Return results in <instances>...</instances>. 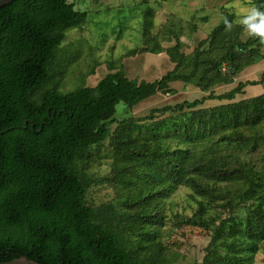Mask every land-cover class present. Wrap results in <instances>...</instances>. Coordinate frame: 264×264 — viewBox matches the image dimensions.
Segmentation results:
<instances>
[{
	"label": "trees",
	"instance_id": "1",
	"mask_svg": "<svg viewBox=\"0 0 264 264\" xmlns=\"http://www.w3.org/2000/svg\"><path fill=\"white\" fill-rule=\"evenodd\" d=\"M254 6L263 11L264 0ZM141 16L137 52H165L170 71L137 82L113 64L94 87L62 93L60 46L87 13L68 0H14L0 8V263L169 264L162 211L185 188L199 200L181 224L212 232L201 264H253L264 242V154L258 163L248 154L264 148V94L233 101L259 81L220 95L211 90L264 59V43L237 38L225 21L189 55L178 39L164 50L152 34L153 9L144 7ZM175 82L208 95L117 119V106L172 93ZM206 100L223 103L203 107ZM106 140L119 208L86 201L96 182L90 159ZM217 145L233 150H208ZM214 203L229 210L217 226L206 217ZM239 208L242 218L234 215Z\"/></svg>",
	"mask_w": 264,
	"mask_h": 264
},
{
	"label": "rangeland",
	"instance_id": "2",
	"mask_svg": "<svg viewBox=\"0 0 264 264\" xmlns=\"http://www.w3.org/2000/svg\"><path fill=\"white\" fill-rule=\"evenodd\" d=\"M255 0H68L74 9L86 12L87 18L81 28L70 29L61 43L58 57L61 92L65 93L79 86L94 87L108 73L113 64L122 66L126 76L137 82H151L160 78L173 68L165 52L152 54L137 52L141 44V11L148 6L153 9L152 34L157 36L163 49L180 42V50L185 54L193 52L200 41L208 42L210 34L223 22L234 25L237 38L245 41L254 39L246 26L240 23L243 15L254 6ZM264 11V10H263ZM264 43V41H263ZM135 50L134 54H130ZM264 56V44L261 47ZM264 59L246 67L236 75L229 85H217L212 88L214 95H220L235 88L238 83L259 81L258 85L246 86L242 93L236 94L233 101L256 97L264 94ZM78 87V88H77ZM172 93L156 95L140 102L131 109L123 105L117 106L116 117H146L151 109L174 106L184 101L199 100L208 95L193 85L175 82L170 85ZM223 102L206 100L203 107L219 105ZM166 115H169L166 114ZM161 117L157 115L156 117ZM217 149L231 151L233 148L214 146ZM209 152V151H208ZM244 153L241 154V156ZM264 154V148L257 153L248 154L249 160L258 163ZM247 159V158H246ZM113 157L110 153L109 141H104L98 151L90 159L89 176L95 182L87 194L86 201L98 207L112 203L119 208L121 192L116 185L110 183ZM108 179H110L108 181ZM191 197L190 191L178 189L164 202V225L160 229V243L170 251L169 264H201L205 248L211 238V230L182 225L183 218L190 217L197 208V201ZM214 203L209 206L207 216L212 225H218L229 216V210ZM243 208L234 215L243 217ZM180 224V225H178ZM214 227V226H212ZM253 264H264V242L255 255Z\"/></svg>",
	"mask_w": 264,
	"mask_h": 264
},
{
	"label": "clouds",
	"instance_id": "3",
	"mask_svg": "<svg viewBox=\"0 0 264 264\" xmlns=\"http://www.w3.org/2000/svg\"><path fill=\"white\" fill-rule=\"evenodd\" d=\"M240 23L247 29L250 34L256 35L264 41V11L257 7H251L246 15L240 19Z\"/></svg>",
	"mask_w": 264,
	"mask_h": 264
},
{
	"label": "water",
	"instance_id": "4",
	"mask_svg": "<svg viewBox=\"0 0 264 264\" xmlns=\"http://www.w3.org/2000/svg\"><path fill=\"white\" fill-rule=\"evenodd\" d=\"M13 1L14 0H0V8H3L7 5H9ZM0 264H37V263L28 260L26 257H22L20 259H16V260H13L10 262L0 263Z\"/></svg>",
	"mask_w": 264,
	"mask_h": 264
}]
</instances>
